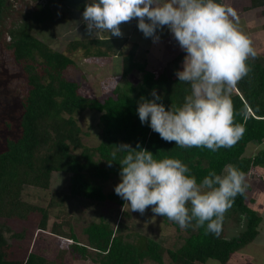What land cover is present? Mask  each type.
<instances>
[{"label": "trees", "instance_id": "16d2710c", "mask_svg": "<svg viewBox=\"0 0 264 264\" xmlns=\"http://www.w3.org/2000/svg\"><path fill=\"white\" fill-rule=\"evenodd\" d=\"M59 1L81 13L85 4L91 2ZM4 4L5 0H0V19ZM257 8L263 9L264 16V0H252L245 10ZM33 16L34 24L52 17L48 8L41 16ZM30 19L26 15L24 23L11 33L10 60L18 75L15 72L0 74L2 87L9 88L14 84L22 92L18 132L14 138L6 137L5 146L0 150V264H69L78 260L85 264H145L146 261L164 264V255L170 264H203L208 260L226 264L233 254L256 239L262 218L246 203L247 186L236 196L230 209L239 215L236 217L239 222L245 220L242 232L234 238L224 239L214 234L206 235L205 228L189 227L184 243L175 249H166L161 242L149 237L138 242L139 234L128 232L124 223L112 226L104 219L90 222L83 231L86 243H80L74 231L75 218L67 206L75 200L124 204L116 194H104L101 184L96 183L120 176L119 160L123 154L118 153L115 161L111 157L113 146L119 144L130 145L133 149L139 144L157 159H180L189 167L197 183L209 171L220 174L227 164L236 166L245 176L261 174L264 150L251 158H245L244 152L248 144L264 142V56L256 55L255 59L247 61L252 70L231 93L235 121L245 129L242 138L231 148L216 152L206 148H180L175 142L162 140L148 123L141 125L137 107L141 97L152 99L150 93L153 90L163 97L166 110L170 105L183 103L189 85L179 82L175 75L176 71L182 70L185 56L182 50L156 73L147 69L146 59L137 57L138 43H132L124 52L127 36L70 43L67 52L82 50L85 58H113L116 64L114 75L109 79L114 80L113 83L108 86L105 82L102 95L93 97L84 94L81 85L65 75V71L74 66L73 60L33 36ZM133 72L141 75L139 82L122 84L120 79ZM18 77H21V83H16ZM86 110L98 115L99 143L94 147L83 144L84 133L77 120ZM4 126L10 132L12 123L4 120ZM53 173L69 176L68 191H49ZM26 189L50 192L47 204L41 206L26 201L23 197ZM31 219H35L36 230L41 235L60 242L56 252L38 249L18 257L13 243L22 240L25 232L16 233L10 221L28 222ZM163 220L169 222L166 217Z\"/></svg>", "mask_w": 264, "mask_h": 264}, {"label": "clouds", "instance_id": "9594fccd", "mask_svg": "<svg viewBox=\"0 0 264 264\" xmlns=\"http://www.w3.org/2000/svg\"><path fill=\"white\" fill-rule=\"evenodd\" d=\"M133 19L154 43L159 40L156 32L167 27L185 53L182 70L175 75L189 85L183 103L168 110L155 90L151 100L141 97V125L148 123L162 140L180 148L216 152L234 146L245 129L235 121L231 93L252 70L247 61L256 57L235 11L217 0H91L82 13L86 30L107 40L109 33L121 37L120 25ZM113 147V161L123 154L115 194L130 211L143 214L151 207L181 229L205 228L206 235L219 236L225 213L246 188L245 173L232 164L220 174L209 171L197 183L180 159H157L139 144L136 149L127 144Z\"/></svg>", "mask_w": 264, "mask_h": 264}, {"label": "rangeland", "instance_id": "374dc122", "mask_svg": "<svg viewBox=\"0 0 264 264\" xmlns=\"http://www.w3.org/2000/svg\"><path fill=\"white\" fill-rule=\"evenodd\" d=\"M222 2L235 11L240 27L252 41V46L256 51V55L264 56V16L262 10L257 8L246 11L245 9L250 6L252 0H222ZM50 6L52 11L51 19L38 26L32 27L30 32L35 38L43 41L51 49L64 52L69 56L73 60L74 66L67 69L65 75L78 82L84 94L100 97L104 90L103 84L107 82L106 85L110 86L114 81L109 80L111 76L114 75L113 69L114 66H116L113 58H85L82 50L67 52V46L76 41L101 38V36L95 33L91 35L86 30L85 23L82 21L81 12L68 9L61 4L59 0H53ZM29 10H31V13H35L34 7L29 5L28 0H10L6 13L0 21V74L2 75H9L8 72H15V75H18L16 72L18 70L14 68L12 61L7 60V55H5V58L3 56L5 51L7 54H10L9 42L12 33L11 30H15L18 26L23 24L22 17H24V15H28L32 18L33 15L27 14ZM120 30L122 36L128 37V42L123 48L124 52L126 53L130 49L132 43H138L139 49L137 51V57L146 59L149 65L147 69H150L152 72L158 73V69L162 68L161 66L170 61V56L172 54L176 55V52L181 50L176 43L174 48V42H172L174 37L167 27H163L156 32V35L159 36V40L155 43L152 38L144 37L143 33L138 30L137 20L135 19L128 23H122L120 25ZM103 35L105 37L107 36L106 33ZM108 36L109 38L114 37L111 36L110 33ZM6 66L9 69H6ZM18 78V82H15L21 83V77ZM115 78L118 77L116 76ZM140 78V74L133 72L128 77L120 79V81H122V84H137ZM3 79H5V77H3ZM13 86L14 84L8 86L9 88H5L0 85V150L5 146L6 137L14 138L15 134L18 132L17 124L20 112L18 108L22 92L19 87L17 88L16 85ZM14 107L16 108L15 110H13ZM97 118V114L86 110L77 119L84 133L82 142L86 146L94 147L99 143V138L97 137ZM4 120H10L12 123L10 132L5 128ZM263 150L264 142L262 144H248L244 152V157L251 158ZM96 183L101 184L104 194H115L114 188L120 183V176L108 181ZM245 183L249 188V190H247L248 198L246 203L258 213L262 218V223L256 239L233 254L226 264H264V171H262L261 174H248L245 176ZM68 185L69 176L67 174L53 173L49 191H68ZM49 196L50 192L36 189H26L23 193V197L26 201L41 206L47 204ZM118 198L122 200L119 196ZM67 210L70 211L75 218L73 221L74 231L78 241L83 244L86 243V237L83 233L85 227L90 222H100L103 219L106 222H110L112 226H116L118 223H124L128 228V232L134 231L139 234L136 238L138 242L145 237H149L161 242L166 249L178 248L184 243L185 238L188 236L186 229H181L170 221L165 222L163 217L157 216L151 211V207L147 208L143 214H140L139 212L130 211L126 201H124L123 205H120L118 201L89 203L88 201L79 202L75 200L67 206ZM237 216L239 215L232 210L225 213L222 231L219 235L221 238H234L244 230L245 220L239 222L236 218ZM10 224L16 233L25 232L22 240L13 243L14 251L19 258H21L25 252L38 249H50L56 252L57 248L60 246L58 240L47 235H41L36 230L35 219H31L28 222L10 221ZM163 262L164 264H170L166 255H164ZM69 264L85 263L78 260L72 261ZM145 264L155 263L146 261ZM203 264H217V261L208 260Z\"/></svg>", "mask_w": 264, "mask_h": 264}, {"label": "flooded vegetation", "instance_id": "af4514ba", "mask_svg": "<svg viewBox=\"0 0 264 264\" xmlns=\"http://www.w3.org/2000/svg\"><path fill=\"white\" fill-rule=\"evenodd\" d=\"M52 1L53 0H28V3H29V5L31 6V7H34V12L35 13H31L30 11L31 10H29V11H27V14H29V15H36V14H39V16H41L42 15V12H43V14H44V12L46 11V9L48 8L49 10H50V12L52 13V11H51V6H50V4H52ZM10 4V0H5V4H4V12H3V16H4V14L6 13V10H7V8H8V5ZM68 8V7H67ZM68 9H70V8H68ZM72 10V9H71ZM36 12H39V13H36ZM24 14V13H23ZM26 14V13H25ZM3 16L1 17V19L3 18ZM25 16L26 15H24V17H22L23 18V23H24V18H25ZM30 17V16H29ZM34 16H32V18L30 19V21L29 22H34V18H33ZM1 19H0V21H1ZM36 22V21H35ZM44 22H46V21H44ZM43 22V23H44ZM40 24H42V23H40ZM39 24H37V23H33L32 24V26L31 27H35V26H38ZM19 27V26H18ZM17 27V28H18ZM16 28V29H17ZM13 31L14 30H11V32L13 33ZM11 44V36H10V42H9V45ZM5 55H7V60H10V54H7L6 53V51H5V54H4V58H5ZM9 58V59H8ZM2 68H3V65H2ZM6 69H9L7 66H6ZM9 73V72H8Z\"/></svg>", "mask_w": 264, "mask_h": 264}, {"label": "crops", "instance_id": "0c3cea01", "mask_svg": "<svg viewBox=\"0 0 264 264\" xmlns=\"http://www.w3.org/2000/svg\"><path fill=\"white\" fill-rule=\"evenodd\" d=\"M260 10H263V9H261L260 8ZM171 40H172V38H171ZM171 42V41H170ZM172 42H174V48H175V43L176 44H178V42H176L174 39H173V41ZM174 50V49H173ZM175 50H177V49H175ZM180 50V49H179ZM181 51V50H180ZM179 52V51H178ZM177 53V52H176ZM174 55L172 54L171 56H170V59L169 60H171L172 59V57H173ZM161 67H164V65L163 66H161ZM262 223V222H261ZM261 225V224H260ZM260 228V227H259ZM224 239H226V238H224Z\"/></svg>", "mask_w": 264, "mask_h": 264}]
</instances>
